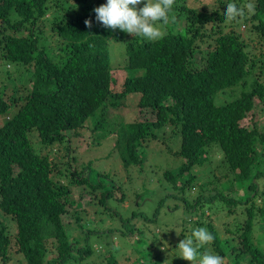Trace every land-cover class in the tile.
Listing matches in <instances>:
<instances>
[{"label": "trees", "instance_id": "1", "mask_svg": "<svg viewBox=\"0 0 264 264\" xmlns=\"http://www.w3.org/2000/svg\"><path fill=\"white\" fill-rule=\"evenodd\" d=\"M105 2L0 0V62L18 67L12 84L0 89V264H188L158 249L162 235L181 242L187 225L191 235L205 227L215 237L199 252L219 254L223 264H264V249L254 239L263 216L249 205L264 177V122L251 112L257 99L264 103V0L200 6L174 0L167 33L155 41L117 38L125 43L126 74L111 66V29L95 22L93 9ZM228 3L243 16L226 19ZM199 50L206 57L200 68L194 65ZM235 87L241 91L220 103ZM130 94L140 95L144 119L110 114ZM89 123L97 142L115 135L110 155L117 151L130 182L139 179L133 170L145 163L151 145L162 144L164 157L181 159L155 167L141 185L153 191L151 213L139 193L132 207H122L124 187L114 182L123 191L116 197L106 183L110 172L73 154L72 139ZM214 153L221 181L208 179L219 189L209 196L210 186L194 180L212 166ZM72 185L89 188V204L103 216L92 209L81 216ZM176 210L187 213L184 224L163 225L161 217ZM68 213L71 223L63 219ZM215 215L227 221L217 224Z\"/></svg>", "mask_w": 264, "mask_h": 264}, {"label": "rangeland", "instance_id": "2", "mask_svg": "<svg viewBox=\"0 0 264 264\" xmlns=\"http://www.w3.org/2000/svg\"><path fill=\"white\" fill-rule=\"evenodd\" d=\"M214 0H187L188 4H193L194 6L198 5L200 6L202 4V2H213ZM253 2V0H250ZM101 5V4H100ZM99 5V6H100ZM161 32V35H163L164 33H167V28H166V23H161V22H156L155 25ZM240 29L242 30L244 28L243 24H241ZM248 29L249 27H246L245 30H242L241 32L245 33L246 35H248ZM252 35L249 34L247 36V38H250ZM123 37L125 38H140L142 39V37L139 36H132L131 34H128L126 32L120 31L119 29L117 30H111V37H110V41H109V51H110V60L112 63V67L114 71H118V72H124L126 74V71H124L121 67H124L123 65H125V60L127 59V56L125 55V43L123 41H121L120 39H117L118 37ZM49 44L50 41L48 40ZM46 42V43H48ZM194 58H195V63L194 65L197 66L198 68L202 67L204 65V63L206 62V57H204L203 59V55H202V50L197 51L194 54ZM18 71V67L16 64L14 63H8L6 61L4 62H0V89L1 87H5V85H11L12 84V78H14L16 72ZM122 75L119 76V84L122 83ZM7 88H5L6 90ZM241 88L239 87H235L233 90H227L226 92L223 93V95L219 98V102L221 103V101H223L224 99L228 100L231 99V94L235 95L236 93L240 92ZM139 94H130L128 95V97L123 100L120 104L119 107H115V108H110L109 112L110 114L112 113H117L120 116L121 120H125L127 122H134V121H138L140 119H144L145 115L144 112L139 108L138 102H139ZM11 110H16V107H11ZM255 114V120H257V122L263 123L264 122V103H262L259 99L256 100L255 102V106L253 111ZM5 116V115H3ZM149 116V115H148ZM1 124V123H0ZM90 124V123H89ZM91 126V124H90ZM100 132V131H99ZM99 132L97 134H99ZM168 136V135H167ZM166 136V137H167ZM114 136H111L110 138H103L100 139L99 142L96 141V139L94 138V133H93V129L92 126L89 129H86L83 132L82 137L80 138H73L71 141V147H73L74 151L73 154L78 158V161L83 163V165H86L87 162H89L90 160H94V166L96 167V170L98 171H102V172H110V178L106 179V183L115 189L117 195L116 197H121V195L123 194V191L121 189H118V187H116L114 184V182H118V184H121L122 187H124V195H125V200L120 203L122 207L124 208H130L133 206V203L136 201V195L139 193L140 194V198L139 199L142 203L141 207L143 208V210L148 211L149 213L152 212L151 208L152 206V199L148 196L149 192H153V191H149L148 193H146L143 188H141V185L144 182H149L150 180V176L149 174H152V171L155 170V167L158 166V168H162L164 166L165 163H170L173 161H178L181 162V159H176V158H172L168 155V157H164L163 153L158 150L160 149L163 145L160 144V147L157 149V146H149L148 150H147V159L145 160V163L142 164L139 167H144L145 171L143 173H139L138 168L133 170V176L136 178H139L137 180H135L134 182H130L129 178L130 176H132V174H130L123 166V163L120 162L121 159L120 157L117 155V151L114 152V154H111V145L113 140L115 139ZM35 139V138H34ZM36 140V139H35ZM171 140V139H169ZM167 140V141H169ZM57 149V147H56ZM164 149V148H163ZM54 152H57V150H55ZM163 152H165L163 150ZM63 153V152H62ZM220 160V157L218 154L214 153V157L212 159V161H214L212 163V166H208L205 167V169H203L202 173H201V178L202 179H215L217 178L219 181H221V175L220 171L221 169L217 170L215 165L217 164V162ZM175 172H177V170H175ZM161 177V174H160ZM111 178L113 180H111ZM64 182H66V180H64ZM230 183L232 182L231 180L229 181ZM194 183H196L197 185H203V182L196 178L194 180ZM151 185H153L152 183H150ZM147 184V185H150ZM150 185V186H151ZM260 185V192H258V194H256V198H254L252 201H250L249 205L254 204V206L252 207L255 211H257V217L259 216H263L262 217V221L258 220L259 222L255 223L256 225V229L254 230V234L255 237L254 239L261 245L260 247L264 249V177H262V179L259 182ZM152 187H149V189H151ZM89 188L85 187V185H79V186H73L71 187V198L75 201H78L79 203H81V208L80 211L78 212L81 216H83L84 218L87 217V213L88 216L90 214V210L92 209V211H95L97 213H94L95 216L98 215V217L103 216V214H100V211L96 209V207H91L92 205V196L94 195V193L90 192L88 190ZM121 190V191H120ZM159 191V190H158ZM157 191V193H159ZM197 189H194L193 192H196ZM254 190L252 189V194H253ZM157 193H155L154 195H152L154 197V199H157ZM209 196H211L212 194H215V191H208ZM255 196V195H254ZM147 198L149 200H147ZM263 201H262V199ZM138 200V202H139ZM215 201L218 203V200L215 198ZM91 203V204H89ZM219 204V203H218ZM220 206V205H219ZM248 206V205H247ZM208 208L210 209H214L213 206H208ZM214 217V218H213ZM162 218V224L165 225L167 224L168 226H177L180 227L184 224L185 219L188 218L187 213H184L182 210H176V211H172L170 213H168L165 217H161ZM64 222L65 223H71L73 221L71 215L65 214L63 216ZM211 219L213 221V219L216 221L217 224L222 223L223 221H227V217L226 216H219V215H215V216H211ZM241 220L243 218H240ZM162 225V226H163ZM74 226V225H72ZM12 228L14 230H16L15 225L13 224ZM187 229H185V238H189L191 237V226L187 225L186 226ZM225 226H222V232L224 231ZM180 230V229H179ZM178 230V231H179ZM224 234V233H223ZM171 238L168 237H164V235H162V239L161 242H159L158 244V249L163 251V256L165 257H172V255L176 254L179 255V240L177 239V237H173L174 241L172 242V240L170 241ZM183 240V239H182ZM126 246H121L120 248H124ZM170 248V249H169ZM128 249V248H127ZM120 255V254H119ZM18 258V257H17ZM161 258V257H160ZM180 258V257H179ZM162 259V258H161ZM181 261L184 263H188L191 264L190 261H186L182 258H180ZM104 259L101 258V256H98V258H96L97 262H102ZM196 262V261H194ZM194 262H192V264H194ZM13 262L11 261L9 264H12Z\"/></svg>", "mask_w": 264, "mask_h": 264}, {"label": "clouds", "instance_id": "3", "mask_svg": "<svg viewBox=\"0 0 264 264\" xmlns=\"http://www.w3.org/2000/svg\"><path fill=\"white\" fill-rule=\"evenodd\" d=\"M173 3L174 0H106L105 3L95 7L93 11L95 22L103 28L119 29L132 36L155 41L161 36L160 30L155 26L156 22H167L168 13L171 11ZM248 7L251 8V5H248ZM243 14V11L233 3L224 6L223 15L228 20H234L239 16H243ZM85 24L91 27L92 21L85 20ZM243 26L242 30H245L246 25L243 24ZM138 97L140 99V95ZM3 119V117L0 118V123ZM199 179L203 182V185L210 186L211 191H215V194L219 191L218 187L209 182L208 179ZM214 239V235L205 227L194 228L191 237L184 238L179 242L180 251L179 255L176 256L190 261L191 264L197 259L199 264H223V258L219 254L198 251Z\"/></svg>", "mask_w": 264, "mask_h": 264}]
</instances>
